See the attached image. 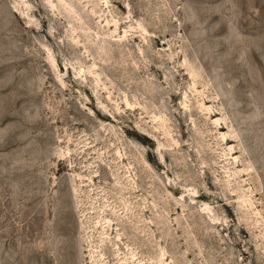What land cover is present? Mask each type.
I'll return each instance as SVG.
<instances>
[{"label": "rangeland", "instance_id": "374dc122", "mask_svg": "<svg viewBox=\"0 0 264 264\" xmlns=\"http://www.w3.org/2000/svg\"><path fill=\"white\" fill-rule=\"evenodd\" d=\"M0 264H264V0H0Z\"/></svg>", "mask_w": 264, "mask_h": 264}]
</instances>
